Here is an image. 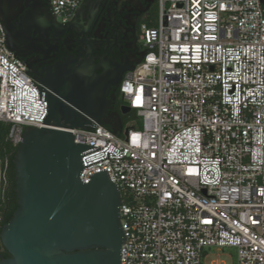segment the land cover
I'll list each match as a JSON object with an SVG mask.
<instances>
[{
    "label": "built area",
    "instance_id": "built-area-1",
    "mask_svg": "<svg viewBox=\"0 0 264 264\" xmlns=\"http://www.w3.org/2000/svg\"><path fill=\"white\" fill-rule=\"evenodd\" d=\"M81 1L51 0L55 18L64 24ZM156 6L140 28L145 55L119 86L140 126L72 129L75 144L100 149L83 166L108 153L80 181L106 170L120 190L121 264H206L211 249L264 264V0ZM5 37L0 22V125L17 148L25 128H41L47 102ZM9 171L5 157L0 203Z\"/></svg>",
    "mask_w": 264,
    "mask_h": 264
},
{
    "label": "water",
    "instance_id": "water-1",
    "mask_svg": "<svg viewBox=\"0 0 264 264\" xmlns=\"http://www.w3.org/2000/svg\"><path fill=\"white\" fill-rule=\"evenodd\" d=\"M24 2L0 0L4 31ZM51 12L55 17L52 8ZM29 25L37 28L32 21ZM4 43L19 60L8 36ZM97 68L89 62L64 67L61 83L45 96L44 85L30 82L38 100L47 102L46 115L40 129H24L13 158L17 209L0 231V244L9 255L0 254V264L122 263L126 238L120 221V190L106 170L91 175L87 184L80 181L82 170L108 159V153L106 159L83 166L82 157L100 149L75 144L72 129L107 126L120 134L115 113H110L114 93L135 66L117 77L106 66L101 74ZM129 112L128 106L122 108L123 114Z\"/></svg>",
    "mask_w": 264,
    "mask_h": 264
},
{
    "label": "flooded vegetation",
    "instance_id": "flooded-vegetation-1",
    "mask_svg": "<svg viewBox=\"0 0 264 264\" xmlns=\"http://www.w3.org/2000/svg\"><path fill=\"white\" fill-rule=\"evenodd\" d=\"M156 3L157 0H82L62 24L53 16L50 0H25V6L9 19L6 37L36 86L41 83L46 87L41 91L45 96L54 93L61 83L64 67L89 62L98 67L97 74L106 66L117 77L136 66L146 52L140 28L156 12ZM30 21L37 23V28H31ZM114 95L110 113H115L113 121L123 130L132 112L122 113L125 105L119 88ZM0 254L9 257L1 244Z\"/></svg>",
    "mask_w": 264,
    "mask_h": 264
},
{
    "label": "trees",
    "instance_id": "trees-1",
    "mask_svg": "<svg viewBox=\"0 0 264 264\" xmlns=\"http://www.w3.org/2000/svg\"><path fill=\"white\" fill-rule=\"evenodd\" d=\"M132 112V117H136L135 112ZM106 128L110 129L106 126ZM8 130L7 126H0V162L7 157L10 163L9 171V186L5 196V200L0 203V216L2 218V223L0 225V231L2 226L7 223L11 218L15 210L17 209V199L15 193V184H14V168H13V158L16 153L17 148L11 147V145L6 141V131ZM6 257V256H5Z\"/></svg>",
    "mask_w": 264,
    "mask_h": 264
},
{
    "label": "rangeland",
    "instance_id": "rangeland-1",
    "mask_svg": "<svg viewBox=\"0 0 264 264\" xmlns=\"http://www.w3.org/2000/svg\"><path fill=\"white\" fill-rule=\"evenodd\" d=\"M156 15H157V6H156V12L152 16H150V18H149V22L147 23L148 25L154 24L155 19H156ZM132 116L133 115L128 116L125 119L122 134H124V132L127 128H130L132 126H135L138 128L140 126V122L138 121V119H136V117L134 118ZM207 252L209 253V257L206 260V264H212L213 261L217 260L218 256H219V259L221 260V262H223V264H235V257H236V251L235 250L225 249L222 251H215L214 249H211V250H208Z\"/></svg>",
    "mask_w": 264,
    "mask_h": 264
},
{
    "label": "crops",
    "instance_id": "crops-1",
    "mask_svg": "<svg viewBox=\"0 0 264 264\" xmlns=\"http://www.w3.org/2000/svg\"><path fill=\"white\" fill-rule=\"evenodd\" d=\"M125 104V103H124Z\"/></svg>",
    "mask_w": 264,
    "mask_h": 264
}]
</instances>
